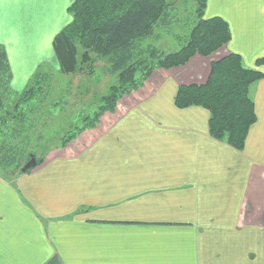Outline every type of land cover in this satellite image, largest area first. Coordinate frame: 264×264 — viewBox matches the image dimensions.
Returning <instances> with one entry per match:
<instances>
[{"label": "crops", "instance_id": "0c3cea01", "mask_svg": "<svg viewBox=\"0 0 264 264\" xmlns=\"http://www.w3.org/2000/svg\"><path fill=\"white\" fill-rule=\"evenodd\" d=\"M73 1L0 0L12 84L50 58ZM205 16L230 26L218 59L236 53L264 74V0H209ZM217 54L150 79L146 96L78 138L85 146L0 177V264H264V77L242 151L210 135L208 110L175 104Z\"/></svg>", "mask_w": 264, "mask_h": 264}, {"label": "trees", "instance_id": "16d2710c", "mask_svg": "<svg viewBox=\"0 0 264 264\" xmlns=\"http://www.w3.org/2000/svg\"><path fill=\"white\" fill-rule=\"evenodd\" d=\"M208 1L195 0L194 26L177 39L178 51L164 53L143 44L157 29L170 26L168 0H74L68 10L72 21L52 44L60 73H83L102 60L118 84L109 88L94 112L78 115V125L66 132L61 148L97 128L101 118L114 113L121 99L143 87L154 71L184 67L194 57H211L228 45L230 26L221 17L205 16ZM263 63L264 59L258 61ZM263 77L247 68L239 54L231 53L211 62L205 83L180 86L175 104L180 109L208 110L210 135L242 151L257 121L251 87ZM12 81L8 52L0 43V174L6 179L31 174L46 160V153L38 157L34 152L30 132L46 104L52 76L39 70L20 93L12 89ZM29 164L31 168L24 170Z\"/></svg>", "mask_w": 264, "mask_h": 264}, {"label": "rangeland", "instance_id": "374dc122", "mask_svg": "<svg viewBox=\"0 0 264 264\" xmlns=\"http://www.w3.org/2000/svg\"><path fill=\"white\" fill-rule=\"evenodd\" d=\"M168 3L171 9L170 11H172V22L168 28L157 29L156 32H154V35L145 40L143 44L145 49H147V47H156L164 53L178 51L181 44L177 39L179 37L184 38L186 33H188L194 26L196 22L194 20V14L196 13V11H194L196 7L195 0H168ZM71 20V17L68 16L67 21L71 22ZM50 54V58L44 61L36 72L40 70L41 72L51 74V88L47 92V101L42 113L38 117L34 131L32 130L30 132L34 152H37L38 157L41 156L42 152L46 153V160L54 152L70 151L71 149L76 150V145L85 146L87 144V141L84 139L78 140L81 136L80 135L66 148L63 149L60 146L66 132L78 125V115H85L94 112V110L100 106L101 99L108 93L109 88L118 84L117 76L110 72L109 65L102 60H97L92 68H86L84 66L85 72L83 73L63 75L60 73V67L53 50ZM219 56L220 54H217L213 58L218 59ZM180 68L183 69L182 67ZM180 68L171 70L158 69L154 71L144 84L146 89L148 90V82L150 79L157 78L159 80V78H161L160 74ZM157 71L158 74L155 75L154 73ZM30 79L19 82L17 81L16 84L13 82L11 87L14 91L20 93L26 88ZM145 86L132 92L130 95L123 97L120 103H123V105L128 107V105L138 102L143 96L147 95L146 93H148L144 88ZM103 117L101 120H104L103 122H105L106 118L103 119ZM109 117L111 120H116L118 115L116 117L115 115ZM88 135L89 137L94 136V129ZM89 137H86V139H89ZM0 177L5 180L14 179H6L1 174Z\"/></svg>", "mask_w": 264, "mask_h": 264}, {"label": "water", "instance_id": "95a60500", "mask_svg": "<svg viewBox=\"0 0 264 264\" xmlns=\"http://www.w3.org/2000/svg\"><path fill=\"white\" fill-rule=\"evenodd\" d=\"M32 164H29L24 170L31 168Z\"/></svg>", "mask_w": 264, "mask_h": 264}, {"label": "bare ground", "instance_id": "6f19581e", "mask_svg": "<svg viewBox=\"0 0 264 264\" xmlns=\"http://www.w3.org/2000/svg\"><path fill=\"white\" fill-rule=\"evenodd\" d=\"M26 2V1H25ZM41 4V3H40ZM9 13V12H8ZM36 34V33H35ZM35 37V36H34Z\"/></svg>", "mask_w": 264, "mask_h": 264}]
</instances>
